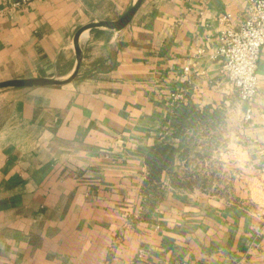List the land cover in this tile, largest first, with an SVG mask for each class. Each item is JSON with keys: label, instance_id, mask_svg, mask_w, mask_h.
Returning a JSON list of instances; mask_svg holds the SVG:
<instances>
[{"label": "crops", "instance_id": "crops-1", "mask_svg": "<svg viewBox=\"0 0 264 264\" xmlns=\"http://www.w3.org/2000/svg\"><path fill=\"white\" fill-rule=\"evenodd\" d=\"M137 0H0V82L68 79ZM247 0H143L77 76L0 90V264H264V45L251 121L220 70ZM188 69V70H186ZM206 118L170 127L172 93ZM176 147L157 190L147 155Z\"/></svg>", "mask_w": 264, "mask_h": 264}, {"label": "built area", "instance_id": "built-area-1", "mask_svg": "<svg viewBox=\"0 0 264 264\" xmlns=\"http://www.w3.org/2000/svg\"><path fill=\"white\" fill-rule=\"evenodd\" d=\"M27 1L16 0L14 5L25 4ZM219 22L223 28L217 55L224 59L220 72L231 83L239 100L248 105L244 113V121L248 122L253 119V104L260 88L258 62L264 45V0H247V16L238 27L233 25L229 14H222ZM172 99L179 104L184 102L185 97L175 92L172 93ZM260 170L264 184V163Z\"/></svg>", "mask_w": 264, "mask_h": 264}, {"label": "trees", "instance_id": "trees-1", "mask_svg": "<svg viewBox=\"0 0 264 264\" xmlns=\"http://www.w3.org/2000/svg\"><path fill=\"white\" fill-rule=\"evenodd\" d=\"M209 109L203 110L196 108L191 102H180L174 109L171 120V129L174 137H181L188 129L195 128L202 122L208 114ZM176 158V147L162 141L154 145L148 152L147 165L149 173L145 181V186L149 189L157 190L161 184V176L164 171L170 173Z\"/></svg>", "mask_w": 264, "mask_h": 264}, {"label": "water", "instance_id": "water-1", "mask_svg": "<svg viewBox=\"0 0 264 264\" xmlns=\"http://www.w3.org/2000/svg\"><path fill=\"white\" fill-rule=\"evenodd\" d=\"M143 0H137L134 4L128 7L121 17L115 21H96L82 27L76 34L75 45L78 53V64L74 73L66 80H57L54 78H25V79H11L0 82V90L14 87H34V86H46V85H62L72 81L78 74L81 66L82 54L79 47V38L81 34L94 27H106L115 30H121L125 28L133 19L137 10L141 6Z\"/></svg>", "mask_w": 264, "mask_h": 264}]
</instances>
